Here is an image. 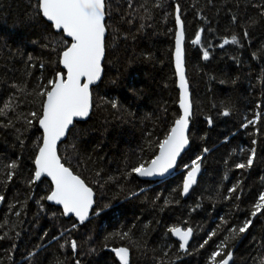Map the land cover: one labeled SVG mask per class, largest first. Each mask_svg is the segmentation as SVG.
Instances as JSON below:
<instances>
[{
    "label": "trees",
    "instance_id": "16d2710c",
    "mask_svg": "<svg viewBox=\"0 0 264 264\" xmlns=\"http://www.w3.org/2000/svg\"><path fill=\"white\" fill-rule=\"evenodd\" d=\"M130 2L131 8L129 0H110L113 18L109 23L118 25L119 32L108 38L104 76L93 88V110L59 147L66 166L94 188V207L100 215L92 213L80 225L75 217L62 216L60 207L42 200L50 181L31 188L26 183L34 170L39 131L24 132L22 144L14 129L0 127V195L5 196L0 202V236H7L0 239V264H74L75 259L81 264H118L111 248L120 246L130 247V264H159L161 257L165 264H206L207 255L228 234L225 229L246 218L259 192L264 191V123L242 127L255 113L264 116V58L258 51L264 46V21L248 27L250 39L243 41V46L219 47L223 37L243 31L231 24L232 15H256L250 6L253 0ZM177 3L185 25L187 78L193 102L191 146L174 175L147 181L126 173L138 161L151 158L155 142L180 113L173 62ZM29 4L30 0H0V108L12 95L10 84L22 82L27 72L32 73L29 90L41 73L45 82L51 78L56 56L42 47L46 42L43 28L29 19ZM128 13L135 16L133 23H120ZM201 28L202 42L193 45L191 41ZM204 49L209 51L208 60L203 59ZM29 55L35 67H29ZM109 100H115L119 110L112 109ZM16 103L20 105L17 112L32 109L20 94L14 107ZM224 110L230 115L223 116ZM13 115L0 116V124ZM209 116L212 125L207 123ZM257 129L261 131L257 133ZM205 147L210 149L208 153H202ZM252 147L256 149L252 168L237 169L235 164L244 162ZM201 154L205 157L203 172L184 198L180 187L187 173L185 165ZM13 160L19 168L12 181L5 183L6 165ZM237 184V191L228 199V189ZM104 205L110 207L101 211ZM74 222L77 229L72 238L81 245L78 256L70 248H60L64 242L59 239L61 232ZM173 225L194 229L188 253L178 252V241L167 233ZM213 230L219 235L200 249L206 233ZM127 231H131L132 241L142 242L141 247L119 239H109L104 246L112 233ZM233 243L235 264H258L264 257V215H258L249 232ZM164 252L168 255L163 256Z\"/></svg>",
    "mask_w": 264,
    "mask_h": 264
},
{
    "label": "snow or ice",
    "instance_id": "6c2138e0",
    "mask_svg": "<svg viewBox=\"0 0 264 264\" xmlns=\"http://www.w3.org/2000/svg\"><path fill=\"white\" fill-rule=\"evenodd\" d=\"M209 2L211 3V0ZM250 6L256 9V15L251 16L247 13L244 17L239 14L232 15L231 24L241 27L243 31L241 33L233 31L230 38L228 36L223 37L222 43L219 44L220 48H224L226 45L243 46V41L250 39L248 27L264 21V0H258V2L253 0ZM128 7H132L130 0ZM29 8V19L43 28V36L46 42L42 47L47 49L50 55L55 54L56 59L52 61L54 67L51 78H47L46 82L43 73H41L29 90L28 78L32 75L29 71L22 82L10 84L13 92L8 101L0 108V116L9 117V113L14 115L6 123L0 124V127L14 129L18 133V140H21L24 132L39 131L40 134L34 145L35 151L32 159L34 170L30 173L26 183L31 188L37 182L50 180L48 193L41 199L61 206L62 216L75 217L76 221L83 225L89 220L90 213H94L96 216L100 215V212H97L94 207L96 205V192L86 178L71 166H66L64 158L59 153V145L72 134L78 123L90 117L94 106L93 88L94 86L98 87V82L102 81L105 72V62L109 49L108 38L114 33H118L119 27L109 23L113 18L110 0H30ZM174 13L176 26L174 64L175 75L178 79L180 113L168 126L163 138L155 142L156 150L151 158L138 161L132 166L130 171L126 173V176L129 177L132 174L139 177L163 176L176 167L178 158L190 145L189 127L193 116V105L190 100L189 82L185 71V25L181 18L179 3L175 5ZM204 18L201 16V19ZM134 19L135 16L128 13L120 23L131 25ZM143 27L144 24L141 23L140 28ZM203 32V28L196 31L194 39L191 41L193 45L201 44ZM258 51L264 58V46ZM252 55L255 58L257 53L254 52ZM203 59H209L207 49L203 51ZM31 61L32 57L29 55V67H35ZM40 68L44 69L45 64L41 63ZM17 94L22 95L32 105L31 110L27 112L16 111L20 107L19 103H16L15 107L13 104ZM107 103L112 109L119 110L120 106L115 100H109ZM257 107L259 108L260 105L257 104ZM222 115L227 117L230 115V111L224 110ZM206 119L209 125L213 124L211 116ZM259 123H264V116L257 112L252 119H248L247 123L242 124V127L247 128ZM17 124L20 127H17ZM259 131L261 130H256L257 133ZM256 142L255 139L252 140L253 145ZM21 143L23 144V140ZM72 147L75 149L76 144L73 143ZM209 151L210 149L207 147L202 149V153ZM255 158L256 149L252 147L246 160L235 164V167L237 169H250ZM204 159L203 154L196 155L190 164L185 165L187 173L184 175L180 187L182 195H187L192 186L197 183V176L201 172ZM6 168L8 171L6 172L5 183L12 181L16 175V170L19 168V163L13 160L6 165ZM96 176L100 177V172H97ZM100 186L103 187V185ZM238 187L239 184L228 189L230 194L228 199H231V194L235 193ZM132 195L137 194L132 193ZM236 199L239 197L237 196ZM4 201L5 196L0 195V202ZM167 203L169 201L165 200V204ZM108 207L110 205H104L101 211ZM258 215H264V191L259 192L258 198L251 205L246 218L238 222L237 225L225 229L228 234L224 235L207 255L206 264H235L233 259L235 244L233 242L243 238V235L249 232ZM16 216L19 217L20 212H16ZM76 229L77 223L74 222L70 229L61 232L59 238L64 241L60 244V248H70L74 256L79 255L81 247L77 239L72 238V233ZM167 233L177 238L178 252L188 253L190 240L194 236L192 227L173 225L167 229ZM16 235L19 236V233ZM206 235L207 239L199 244L200 249H204L209 241H213V238L217 237L219 233L217 230H213ZM5 238H7L6 235L0 236V239ZM54 239L57 238L54 237ZM109 239L128 241L132 247L139 248L142 246V242L132 241L131 231L112 233L105 238V247L108 246L107 241ZM90 251H94V249ZM111 252L118 259V264H130L129 246L112 247ZM167 255V252L163 253V256ZM57 264H63V262L57 261ZM74 264H81V261L75 259ZM159 264H165L163 257L160 258ZM168 264H171V261ZM254 264H256L255 261ZM258 264H264V257L259 259Z\"/></svg>",
    "mask_w": 264,
    "mask_h": 264
},
{
    "label": "water",
    "instance_id": "95a60500",
    "mask_svg": "<svg viewBox=\"0 0 264 264\" xmlns=\"http://www.w3.org/2000/svg\"><path fill=\"white\" fill-rule=\"evenodd\" d=\"M186 43V35H185V40H184V49H185V71H186V77H187V67H186V47H185V44ZM174 50H175V45H174ZM173 62H174V52H173ZM174 68H175V64H174ZM104 76V75H103ZM188 79V78H187ZM189 82V81H188ZM99 83L100 82H98V85H99ZM177 84H178V79H177ZM94 87H96V86H94ZM178 90H179V88H178ZM189 93H190V100H191V102H192V95H191V89H190V83H189ZM192 105H193V102H192ZM193 110V109H192ZM192 118H193V116H192ZM85 120H87V118L85 119ZM85 120H82V121H85ZM192 120V119H191ZM190 129H191V122H190V127H189V133H190ZM68 138V137H67ZM66 138V139H67ZM65 139V140H66ZM64 140V141H65ZM63 143V142H62ZM61 143V144H62ZM60 144V145H61ZM60 145H59V147H60ZM190 146H191V141H190V145L185 149V151L181 154V156L178 158V160H177V165H176V167L174 168V169H171V170H169V172L168 173H165L163 176H160V175H155V176H152V177H139L140 179H142V180H147V181H161V180H164V179H167L168 177H170V176H172V175H174L176 172H177V168H178V163H179V161H180V159L183 157V155L190 149ZM202 172H203V164H202V167H201V172L198 174V176H197V182H198V180H199V178H200V176H201V174H202ZM50 181V180H49ZM37 183H39V182H37ZM197 184V183H196ZM196 184L195 185H193L192 186V188L190 189V191H189V193L187 194V195H183V197L184 198H187L188 196H189V194H190V192L192 191V189L196 186ZM95 200H96V196H95ZM48 203H50V204H52V205H55V203L54 202H50V201H48ZM55 206H58V207H60L61 208V206H59V205H55ZM95 206V205H94ZM91 214L92 213H90V216H91ZM66 218H71V217H66ZM182 227V226H181ZM175 240H177V238L176 237H173ZM191 241L192 240H190V243H191ZM234 252V251H233Z\"/></svg>",
    "mask_w": 264,
    "mask_h": 264
}]
</instances>
